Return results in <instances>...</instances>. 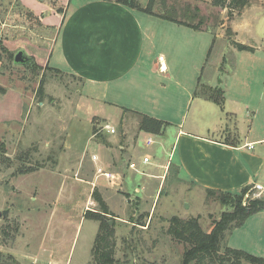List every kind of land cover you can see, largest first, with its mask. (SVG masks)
Instances as JSON below:
<instances>
[{
	"label": "rangeland",
	"instance_id": "obj_1",
	"mask_svg": "<svg viewBox=\"0 0 264 264\" xmlns=\"http://www.w3.org/2000/svg\"><path fill=\"white\" fill-rule=\"evenodd\" d=\"M163 1L167 9L197 7L206 17L203 25L216 28L210 34L151 20V60L157 68L156 54L163 53L170 73L150 72L141 86L149 94L181 97L173 120L184 114L185 123L201 132L214 125L227 129L226 138H237V123L241 135L249 125L241 107L239 117L227 119L205 105L195 109L196 99L185 106L189 92L197 89L193 97H201L202 85L212 84L224 90V99L241 93L255 101L261 94V116L253 127L263 125L264 0L230 14L210 0H153L154 13L167 12ZM67 3L0 0V211L8 210L0 218V264H92L99 222L88 217L103 214L97 198L109 213L103 219L114 228L116 264H180L185 245L166 233L168 219L198 215L202 230L209 232L212 222L232 208L191 187L173 159L163 165L168 155L158 140L169 123L158 134L140 130L138 113L124 110L119 118L117 107L85 97L90 91L82 79L53 69V59L50 65L45 61L57 34L52 16L68 13ZM228 29L238 34L228 35ZM234 39L254 49L237 50L231 46ZM19 50L27 63L13 62ZM172 69L175 77H169ZM147 134L157 141L150 148ZM144 152L156 155L159 166L129 168ZM97 168L113 175L106 178Z\"/></svg>",
	"mask_w": 264,
	"mask_h": 264
},
{
	"label": "crops",
	"instance_id": "obj_2",
	"mask_svg": "<svg viewBox=\"0 0 264 264\" xmlns=\"http://www.w3.org/2000/svg\"><path fill=\"white\" fill-rule=\"evenodd\" d=\"M119 1L68 0V13L52 16L55 19L52 24H58L57 34L54 43L46 49L45 61L50 65L53 59L54 64L50 65L53 69L82 79L84 89L87 88L94 97L85 95L84 90L82 94L90 99L103 100L105 105L117 107L120 110L119 118L121 112L127 110L169 123L158 140L162 153L168 155L163 165L166 166L173 159L179 176L191 187L204 191L208 188L239 193L253 183L264 184V123L253 127L254 122L261 116L262 95H258V99L254 101L244 94H235L225 97L221 107L203 97H193L194 94L189 92L185 106H192L196 99L198 103L195 109L205 105L207 109L227 119L239 117L241 112L237 109L241 107L242 115L246 117L249 125L242 130L241 135V129L236 124L235 130L239 133L237 138H226L225 132L228 130H215V125L213 130L209 128L201 132L194 124L185 123L184 114L180 119L173 120L171 115L181 110H174L175 101L182 100L181 97L156 91L149 94L150 89L141 86L145 83L144 76H149L150 72L164 77L170 73L163 53L157 52L156 55L158 66L163 64L164 71H160L158 66L156 68V60H151L154 52L150 50L149 25L151 20L161 18L130 8ZM148 1L136 0L141 7H145ZM212 31L197 32L212 34ZM232 32L238 34L233 29ZM214 37L215 40L217 35ZM241 44L254 49L251 45ZM172 76H176L174 69L169 77ZM198 83L199 80L196 85ZM209 86L216 87L212 84ZM132 90L135 94H132ZM186 126L189 128L186 129ZM148 136L150 134L146 135ZM154 141L157 143L155 139ZM151 146L153 145L146 147ZM119 148L124 149V146L119 145ZM146 154L151 156L150 164L142 163V157ZM155 157L150 152H144L137 163L130 161L128 164L134 163L136 168L159 166L155 163ZM226 244L231 248L264 257V210L248 216L241 226L232 230Z\"/></svg>",
	"mask_w": 264,
	"mask_h": 264
},
{
	"label": "trees",
	"instance_id": "obj_3",
	"mask_svg": "<svg viewBox=\"0 0 264 264\" xmlns=\"http://www.w3.org/2000/svg\"><path fill=\"white\" fill-rule=\"evenodd\" d=\"M200 1V0H199ZM211 4L221 9H228L229 14L233 10H242L250 4L252 0H210ZM120 3L133 8L139 9L146 14L174 22L175 24L191 28L196 31H210L216 28L205 24V16L199 15V9L195 7L191 11L190 7L178 9L176 6L164 5L166 13H154L152 10L153 0H149L145 7H141L136 0H120ZM228 35L232 31L227 30ZM237 50H253L251 47L231 42ZM199 85V84H198ZM200 87V86H199ZM198 87V88H199ZM42 93V87H39ZM201 97L213 101L222 107L224 102L223 91L217 87L203 86L201 88ZM197 89L195 94L197 95ZM139 119V129L158 134L165 125V121L154 117L137 114ZM247 190L244 187L239 193H230L215 189H206L208 197L217 200L223 206H229L232 211H223L218 220L212 222L209 232H204L200 226V216H191L181 218L173 215L168 219L166 233L174 240L185 245L180 264H264V257L256 256L241 249L231 248L226 244L227 237L235 228L241 226L246 218L258 211L264 210V201L261 199H249L243 205V196ZM126 196H128L126 194ZM100 205V211L103 214H109L101 198L96 199ZM96 213V212H94ZM94 214L88 217L99 222L98 231L94 238L91 248L92 264H116L115 258V239L114 228L108 221L103 219L104 215ZM139 224V223H138Z\"/></svg>",
	"mask_w": 264,
	"mask_h": 264
},
{
	"label": "built area",
	"instance_id": "obj_4",
	"mask_svg": "<svg viewBox=\"0 0 264 264\" xmlns=\"http://www.w3.org/2000/svg\"><path fill=\"white\" fill-rule=\"evenodd\" d=\"M159 70L160 71H164L165 70V66L163 64L159 65ZM104 128H106L107 130H109L111 133L115 132V129L113 127H109L108 125L104 126ZM154 143L153 139L148 137L145 139V145L146 146H150ZM91 159L92 160H96L97 159V155H91ZM142 163L143 164H150L151 163V156L146 154L142 157ZM129 168L131 169H135V164L134 163H130L129 164ZM97 172L100 175L105 176L106 178L111 177L112 174L107 173L102 171L101 168H97ZM261 199L264 201V184L263 183H253L250 186L247 187V190L243 196V205L246 203L247 200L249 199ZM49 264H53V263H49Z\"/></svg>",
	"mask_w": 264,
	"mask_h": 264
},
{
	"label": "water",
	"instance_id": "obj_5",
	"mask_svg": "<svg viewBox=\"0 0 264 264\" xmlns=\"http://www.w3.org/2000/svg\"><path fill=\"white\" fill-rule=\"evenodd\" d=\"M28 61H29V58L26 57L23 50L17 51L13 58V62L15 64H25ZM7 213H8V210L0 211V218L6 216Z\"/></svg>",
	"mask_w": 264,
	"mask_h": 264
}]
</instances>
